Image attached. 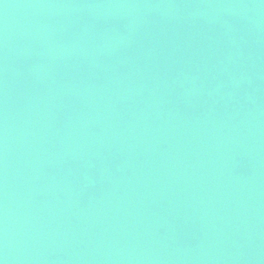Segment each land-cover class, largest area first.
<instances>
[{
    "label": "water",
    "instance_id": "water-1",
    "mask_svg": "<svg viewBox=\"0 0 264 264\" xmlns=\"http://www.w3.org/2000/svg\"><path fill=\"white\" fill-rule=\"evenodd\" d=\"M2 264H264V0H0Z\"/></svg>",
    "mask_w": 264,
    "mask_h": 264
},
{
    "label": "snow or ice",
    "instance_id": "snow-or-ice-1",
    "mask_svg": "<svg viewBox=\"0 0 264 264\" xmlns=\"http://www.w3.org/2000/svg\"><path fill=\"white\" fill-rule=\"evenodd\" d=\"M0 264H2V262H0Z\"/></svg>",
    "mask_w": 264,
    "mask_h": 264
}]
</instances>
